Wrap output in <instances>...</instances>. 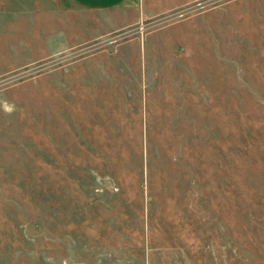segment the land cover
<instances>
[{"label": "rangeland", "instance_id": "1", "mask_svg": "<svg viewBox=\"0 0 264 264\" xmlns=\"http://www.w3.org/2000/svg\"><path fill=\"white\" fill-rule=\"evenodd\" d=\"M16 1L39 32L87 23L0 72V264H264V0L132 4L99 34Z\"/></svg>", "mask_w": 264, "mask_h": 264}, {"label": "crops", "instance_id": "2", "mask_svg": "<svg viewBox=\"0 0 264 264\" xmlns=\"http://www.w3.org/2000/svg\"><path fill=\"white\" fill-rule=\"evenodd\" d=\"M74 5L93 13H107L106 22L90 21L89 26L99 34L98 27L104 24V30L118 29L131 24L134 19L128 20L124 17L111 16L112 11L122 7L136 5L140 9L139 17L152 16L162 10L179 5L187 0H71ZM22 1L0 0V27L4 33L0 34V72L25 65L47 54L59 49L70 47L75 42L86 39V21H81V32H71L65 26V21L54 28L53 19L49 22V29L44 24L37 31L36 22L30 21L33 13L30 4L25 14L21 12ZM29 8V9H28ZM137 17V16H136ZM44 20L42 19L41 22ZM78 22V21H77ZM40 25V24H39ZM41 27V26H40ZM43 30V31H42ZM96 35V34H95ZM94 35V36H95Z\"/></svg>", "mask_w": 264, "mask_h": 264}]
</instances>
